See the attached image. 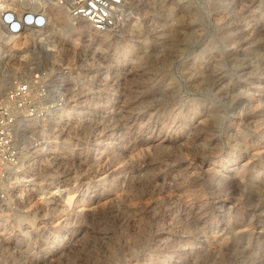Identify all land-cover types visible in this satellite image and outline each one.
Here are the masks:
<instances>
[{
  "label": "rangeland",
  "instance_id": "1",
  "mask_svg": "<svg viewBox=\"0 0 264 264\" xmlns=\"http://www.w3.org/2000/svg\"><path fill=\"white\" fill-rule=\"evenodd\" d=\"M50 21L55 102L20 126L0 264H264V0Z\"/></svg>",
  "mask_w": 264,
  "mask_h": 264
},
{
  "label": "built area",
  "instance_id": "2",
  "mask_svg": "<svg viewBox=\"0 0 264 264\" xmlns=\"http://www.w3.org/2000/svg\"><path fill=\"white\" fill-rule=\"evenodd\" d=\"M44 1H23L21 6L17 0H0V67L23 68L9 76L0 92V200L12 191L11 178L23 159L21 124L45 115L55 102L54 75L40 68L55 45V24L45 4L66 10L71 31L75 26L94 36L117 25L124 5V0ZM3 248L0 240V260Z\"/></svg>",
  "mask_w": 264,
  "mask_h": 264
},
{
  "label": "bare ground",
  "instance_id": "3",
  "mask_svg": "<svg viewBox=\"0 0 264 264\" xmlns=\"http://www.w3.org/2000/svg\"><path fill=\"white\" fill-rule=\"evenodd\" d=\"M17 4L18 5H23V1H30V2H39L41 4H44L45 1L44 0H17ZM47 7V10L49 12V14H51V16L54 18V20L56 21L57 25H58V34L64 33L65 31L70 30L71 31V24L66 23L64 21V13L62 12V10L60 9V7L56 4H45ZM56 28V27H55ZM8 71V70H7ZM6 71H3L2 73H0V87L2 85H4V83L6 82ZM8 79V78H7ZM1 90V89H0Z\"/></svg>",
  "mask_w": 264,
  "mask_h": 264
}]
</instances>
